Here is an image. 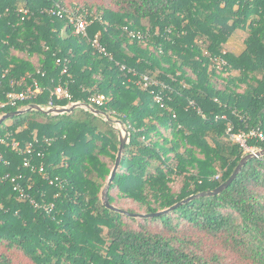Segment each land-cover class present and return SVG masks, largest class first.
I'll use <instances>...</instances> for the list:
<instances>
[{"label": "trees", "instance_id": "trees-1", "mask_svg": "<svg viewBox=\"0 0 264 264\" xmlns=\"http://www.w3.org/2000/svg\"><path fill=\"white\" fill-rule=\"evenodd\" d=\"M70 14L86 18L85 36ZM34 84L0 116L68 104L51 96L61 85L73 102L103 94L94 108L123 123L111 205L149 214L198 196L152 217L106 207L118 130L82 107L27 108L0 123V264H264V154L200 195L246 155L229 130L264 135V0H0V101Z\"/></svg>", "mask_w": 264, "mask_h": 264}, {"label": "built area", "instance_id": "built-area-1", "mask_svg": "<svg viewBox=\"0 0 264 264\" xmlns=\"http://www.w3.org/2000/svg\"><path fill=\"white\" fill-rule=\"evenodd\" d=\"M66 11L65 9L59 8L57 11H52V13L62 16L63 12ZM69 21L73 26L74 32L77 34H81L83 36L86 35V26L88 21L86 18L81 14H70ZM94 45L99 49V51H103V47L99 45L96 40L93 41ZM66 66L62 68V73L66 72ZM140 84L143 88L148 87L149 85L156 84L154 79L149 78L147 75H141L140 78L136 81ZM41 91L40 87L34 84L33 87H27L25 90L21 92L14 93L10 92L6 95L5 101H0V108L3 107L5 104H15L16 100H23L30 97H34L37 93ZM54 96L57 99H68L71 104V94L67 90L66 87L61 85H55L51 91V96ZM153 99L156 103L163 105V97L161 94L157 93L153 95ZM106 101V97L103 94H94L89 97V105L94 107V105H102ZM52 106V105H48ZM200 110H198V113ZM111 115V114H110ZM229 137L231 140L236 141L243 149L244 154H252L254 156H258V152L261 150L258 147L250 146L247 144V139L251 137L259 138L261 140L264 139L263 133L258 129H250L249 131H244L241 133H231L229 130ZM16 146V143L13 144ZM218 178V175L215 176Z\"/></svg>", "mask_w": 264, "mask_h": 264}, {"label": "water", "instance_id": "water-1", "mask_svg": "<svg viewBox=\"0 0 264 264\" xmlns=\"http://www.w3.org/2000/svg\"><path fill=\"white\" fill-rule=\"evenodd\" d=\"M70 105L71 106L67 107V106H61V105L42 106V105H38V104H32V105H30L28 107H24V108L18 109L16 111L12 112V113H5V114L1 115L0 116V123L3 120H5L6 118H8V117H10V116H12L14 114H20V113L24 112L27 108L38 109V110L44 111L47 114L55 115V114H61V113H65V112H70L72 109L77 108V107L85 108V109L91 111L94 114L101 115L104 120H106V121H108L110 123L112 122L111 119H110V116L107 113H103L100 110L92 107L89 104L82 103L80 101H75V102H72ZM115 122L123 125V123H121L118 119H116ZM123 127H124V125H123ZM123 131H124V133H122V132L119 133V141H120V143H119L118 152H117V155L115 157L114 165H113V167L111 169V172H110V175L108 177V180H107V183H106V186H105V190H104L105 191V198L102 199V201H103V203L105 204L106 207H108L110 209H113V210H115L117 212L124 213V214H126L128 216H133V217H152V216H156V215H159V214H163V213H165V212H167V211L179 206L180 204L187 202L188 200H190L194 196H198V195H192L190 197H187L186 199H183V200L171 205L170 207H168L166 209H163V210L155 212V213H149V214L131 213V212L122 210L120 208H117V207L111 205L108 202L107 198H106V191H107L109 183L112 181V179H113V177L115 175V172H116V170L118 168L124 145H125V143L127 142V139H128V132H127L125 127H124ZM263 154H264V149L260 150L258 152V156L259 155H263ZM250 157H254V155H252V154L244 155L243 158L240 160V162L235 167V169L233 170V172L231 173V175L224 182L219 184L215 189L207 191V192L200 193V195H202V194H217V193L221 192L224 188H226L233 181V179L236 177L238 171L240 170L243 162L247 158H250Z\"/></svg>", "mask_w": 264, "mask_h": 264}, {"label": "rangeland", "instance_id": "rangeland-1", "mask_svg": "<svg viewBox=\"0 0 264 264\" xmlns=\"http://www.w3.org/2000/svg\"><path fill=\"white\" fill-rule=\"evenodd\" d=\"M87 2H92V1H99V0H86ZM105 5L106 4H108V2H109V0H101ZM244 36H245V32L243 31V30H240V29H236L234 32H233V34L231 35V37H230V40H229V48L231 49V50H234V51H238L237 50V48H235L233 45H237L238 43H239V45L240 46H242L243 44H242V40H243V38H244ZM64 106H67V107H69V106H71L69 103L68 104H66V105H64ZM110 116V119H111V123H112V125H113V127L114 128H116L117 130H118V132L119 133H124V127H123V125H121V124H119V123H116L115 122V120L117 119L115 116H113V115H109ZM105 186H106V183H105V185L102 187V189H101V193H100V195H101V199H104L105 198ZM173 188L174 189H177L178 188V186H179V181L178 180H176L174 183H173ZM121 205H123V206H132V207H134L135 209H139L137 206H135V205H132L130 202H128V201H125V200H122L121 201ZM16 264H18V263H16Z\"/></svg>", "mask_w": 264, "mask_h": 264}, {"label": "crops", "instance_id": "crops-1", "mask_svg": "<svg viewBox=\"0 0 264 264\" xmlns=\"http://www.w3.org/2000/svg\"><path fill=\"white\" fill-rule=\"evenodd\" d=\"M235 48H237L238 51H240L242 49V46L239 45V43L237 45H233Z\"/></svg>", "mask_w": 264, "mask_h": 264}]
</instances>
